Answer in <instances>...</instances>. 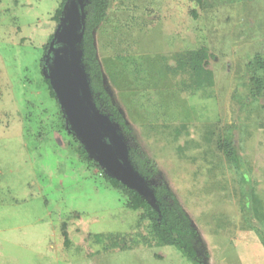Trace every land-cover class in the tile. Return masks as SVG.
I'll return each mask as SVG.
<instances>
[{
  "label": "rangeland",
  "instance_id": "rangeland-1",
  "mask_svg": "<svg viewBox=\"0 0 264 264\" xmlns=\"http://www.w3.org/2000/svg\"><path fill=\"white\" fill-rule=\"evenodd\" d=\"M60 3L0 0V264H196L175 246L96 242L119 233L130 245L147 230L63 129L44 73L46 46L65 23ZM95 44L113 101L158 163L159 176L136 180L141 194L153 203L149 184L167 182L198 230L202 264H264V90L250 94L264 0H112ZM203 47L214 83L195 87L176 66Z\"/></svg>",
  "mask_w": 264,
  "mask_h": 264
},
{
  "label": "trees",
  "instance_id": "trees-1",
  "mask_svg": "<svg viewBox=\"0 0 264 264\" xmlns=\"http://www.w3.org/2000/svg\"><path fill=\"white\" fill-rule=\"evenodd\" d=\"M66 1L61 0L59 8L56 10L57 19L62 14ZM194 1L197 3L202 2V0ZM111 3L112 0H86V26L83 39L79 45L82 51V65L88 77L89 87L96 108L119 126L117 131L120 135L122 134L124 139L132 142L128 147L127 153L134 170L144 180H152L159 176L158 163L141 148L134 134L133 126L127 122L124 114L113 101L110 91L105 84L102 65L98 59L95 31L107 19ZM49 45L48 42L46 47L48 48ZM209 58L210 52L206 47L184 51L178 58L176 68L181 70L190 69L192 75L191 84L193 86H212L214 83V73L210 68L206 67V62ZM254 65H256V68L251 71L250 77L251 85H254V87L251 88L250 94L254 99H259L264 90V56L262 53L257 55ZM254 65H252V62L250 63V67ZM259 70L262 72H259ZM46 82L51 95L58 100L50 79L46 78ZM62 119L63 129H66V120L65 118ZM70 134L73 137V151L80 161L87 163L92 168H96L97 171L94 172L95 178L103 179L108 186L118 191L128 209L139 212L138 226L144 224L147 230L146 234L140 235V241L135 240L133 237L130 245L126 244V239L122 238L119 233H97L94 235L96 242L104 244L105 250L115 249L120 245L121 240L125 241V245L121 246L122 250H128L130 249L129 247H133L138 242L145 244L155 243L160 246L170 245L177 247L185 257L196 264L203 263L201 253L198 250V230L166 181L161 178L158 184H149L154 198V202L152 203L137 189L127 186L118 178L107 173L99 162L89 155L85 145L78 137L71 132ZM218 144L220 148L226 151L229 159H232V161L239 159L231 138H223Z\"/></svg>",
  "mask_w": 264,
  "mask_h": 264
},
{
  "label": "water",
  "instance_id": "water-1",
  "mask_svg": "<svg viewBox=\"0 0 264 264\" xmlns=\"http://www.w3.org/2000/svg\"><path fill=\"white\" fill-rule=\"evenodd\" d=\"M86 0H67L62 11L59 34H55L44 59V73L57 95L65 116L66 127L85 145L89 155L99 162L111 176L127 186L140 190L136 180L143 178L134 170L118 126L101 113L93 102L87 74L82 65L79 48L86 26ZM74 12L75 21L66 22L68 12ZM61 26V25H60ZM59 26V27H60ZM61 43L62 56L54 57V72L48 68V57ZM59 50V51H61ZM141 193V192H140Z\"/></svg>",
  "mask_w": 264,
  "mask_h": 264
}]
</instances>
